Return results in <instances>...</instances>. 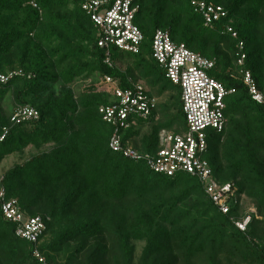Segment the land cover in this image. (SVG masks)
Instances as JSON below:
<instances>
[{
    "label": "trees",
    "instance_id": "16d2710c",
    "mask_svg": "<svg viewBox=\"0 0 264 264\" xmlns=\"http://www.w3.org/2000/svg\"><path fill=\"white\" fill-rule=\"evenodd\" d=\"M195 1L221 6L227 16L206 26ZM137 4L144 43L134 55L99 47L101 32L81 0H0V73L21 74L0 88V167L19 155L1 182L7 199L45 221L40 252L49 264H264V104L245 83L249 72L264 93V0ZM158 31L214 61L210 76L235 91L225 100V131L206 132L204 156L218 184L234 191L228 213L198 177L158 173L110 148L114 128L100 109L114 99L98 89L105 78L120 80L124 91L140 85L159 101L148 118L131 116L125 148L155 160L162 133L188 132L181 89L153 58ZM26 107L38 119L14 125L13 114ZM248 217L242 232L236 223ZM0 264H40L1 202Z\"/></svg>",
    "mask_w": 264,
    "mask_h": 264
},
{
    "label": "built area",
    "instance_id": "2783aa9c",
    "mask_svg": "<svg viewBox=\"0 0 264 264\" xmlns=\"http://www.w3.org/2000/svg\"><path fill=\"white\" fill-rule=\"evenodd\" d=\"M83 10L91 16L100 30L99 47L101 49L117 48L122 52L138 55L144 43V34L135 24L140 11L137 0H117L112 7L109 0H81ZM36 6V5H35ZM108 6V7H107ZM193 7L196 13L203 16L206 26L213 27L227 16L221 6H214L206 1H195ZM233 38H237L233 28L228 29ZM238 64L243 66L247 56L245 45H240ZM153 58L165 70L167 78L182 92L184 113L187 120L188 132L183 135L162 133V149L157 159L143 156L132 148L123 146L122 130H129V119L136 114L148 118L159 101L146 95L142 86L135 90L124 91L120 80L106 78L100 87L113 97L110 106L100 109L104 120L111 124L114 133L110 148L116 153H123L127 159L134 162H147L158 173L176 175L187 172L198 177L204 184L208 196L220 207L223 213L229 212V200L233 196L232 187L221 186L213 177V170L204 160L208 153L207 131L216 130L223 133L227 126L225 115L226 97L235 91L228 92L226 87L214 80L210 72L215 68V62L200 54L191 52L185 45L173 42L170 34L158 31L153 41ZM107 63L111 65L108 56ZM20 73H0V88L9 84ZM245 83L250 88L254 100L264 104V93L260 92L251 73L245 74ZM38 113L30 107L18 109L12 116L11 122L20 125L30 120L38 119ZM4 138L1 139L3 141ZM0 202L5 219L17 227V236L34 246V257L40 264H49L40 252V242L46 232V223L41 217H27L18 200L7 199L6 190L0 182ZM252 218L237 222L238 229L245 232Z\"/></svg>",
    "mask_w": 264,
    "mask_h": 264
},
{
    "label": "rangeland",
    "instance_id": "374dc122",
    "mask_svg": "<svg viewBox=\"0 0 264 264\" xmlns=\"http://www.w3.org/2000/svg\"><path fill=\"white\" fill-rule=\"evenodd\" d=\"M101 82H102V80L99 82V86H100ZM88 84H90V83L87 81V84H86V82H85V83L82 82V83L79 84V85H80V87H82V86L85 87V86H87ZM12 99H13L12 96L9 95V96L6 98V101H5L6 107H7V109H8L9 111H12V108H13V105H11ZM17 161H19V155L11 156V157L7 158V159L4 161L3 165L0 167V179L3 178V177L5 176L6 172H7L10 168H12V167L14 166V164L17 163ZM251 206H252L251 209H252L253 213H255L256 215H258V217L261 219L260 215L257 214L258 211L255 209V207L253 206V204H252ZM235 261H236V260H235ZM235 261H234V262H235ZM181 264H188V263L184 262V263H181ZM207 264H208V263H207ZM231 264H233V263H231ZM237 264H242V263H237Z\"/></svg>",
    "mask_w": 264,
    "mask_h": 264
},
{
    "label": "clouds",
    "instance_id": "9594fccd",
    "mask_svg": "<svg viewBox=\"0 0 264 264\" xmlns=\"http://www.w3.org/2000/svg\"><path fill=\"white\" fill-rule=\"evenodd\" d=\"M106 79V78H105ZM104 79V80H105ZM104 80L101 82V84L104 82ZM101 84H100V86H101ZM99 85H98V89H100V90H105V87L103 88V87H100ZM106 91V90H105ZM107 92V91H106ZM3 181V178H1L0 179V182H2Z\"/></svg>",
    "mask_w": 264,
    "mask_h": 264
}]
</instances>
